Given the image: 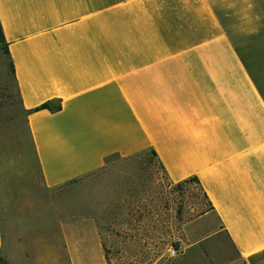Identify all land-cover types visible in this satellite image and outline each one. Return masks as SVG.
<instances>
[{
	"label": "crops",
	"instance_id": "1",
	"mask_svg": "<svg viewBox=\"0 0 264 264\" xmlns=\"http://www.w3.org/2000/svg\"><path fill=\"white\" fill-rule=\"evenodd\" d=\"M0 21L23 109L62 100L26 113L47 187L153 148L264 264V0H0ZM62 235L56 261L109 264L93 218Z\"/></svg>",
	"mask_w": 264,
	"mask_h": 264
},
{
	"label": "rangeland",
	"instance_id": "2",
	"mask_svg": "<svg viewBox=\"0 0 264 264\" xmlns=\"http://www.w3.org/2000/svg\"><path fill=\"white\" fill-rule=\"evenodd\" d=\"M8 62L0 49V86L12 85L0 106V253L6 264H62L56 261L64 255L62 223L84 217L96 221L109 264H246L200 186L178 187L149 152L112 156L87 175L47 187Z\"/></svg>",
	"mask_w": 264,
	"mask_h": 264
},
{
	"label": "trees",
	"instance_id": "3",
	"mask_svg": "<svg viewBox=\"0 0 264 264\" xmlns=\"http://www.w3.org/2000/svg\"><path fill=\"white\" fill-rule=\"evenodd\" d=\"M0 49L6 54V56L8 57V65H9V69H10V72H11V75L13 77V80H14V84H13V87L15 86V89H16V95L19 97L20 101H21V104H22V98H21V93H20V89H19V85H18V82H17V79H16V70H15V64L13 62V59H12V56H11V53H10V49H9V44H8V41L6 40V37L4 35V31H3V27H2V23L0 21ZM11 86L12 85H8L7 83L1 87L0 86V106H2V102H3V97H9V96H12V95H9L8 93H3V91H10L11 90ZM41 109H49V110H52V111H57V110H60L62 109V100L61 99H53V100H49V101H46L44 102L43 104H41L40 106L34 108V109H31L29 111H25V113H28V112H32V111H36V110H41ZM149 152L151 154V156L157 160L158 158V155L156 153V151L153 149V148H150L146 151H142V152H138L134 155H137V154H145ZM134 155H131V156H134ZM112 156H119V157H123L121 156L120 154L116 153V154H112L110 156H108L105 160V163H107L109 161V159L112 157ZM130 157V156H128ZM161 165V164H160ZM161 167L163 168V166L161 165ZM88 174V173H87ZM85 174V175H87ZM84 176V175H83ZM82 177V176H80ZM80 177H77V178H74V179H71L67 182H64V183H68V182H71V181H74ZM191 181H194L196 182L198 185L200 183L199 181V178L197 176H191L183 181H180L178 183H176V185L178 187H181L183 185V183H188V182H191ZM62 183V184H64Z\"/></svg>",
	"mask_w": 264,
	"mask_h": 264
},
{
	"label": "built area",
	"instance_id": "4",
	"mask_svg": "<svg viewBox=\"0 0 264 264\" xmlns=\"http://www.w3.org/2000/svg\"><path fill=\"white\" fill-rule=\"evenodd\" d=\"M170 253L172 256H175V255H177L178 252H177L176 248H172V249H170Z\"/></svg>",
	"mask_w": 264,
	"mask_h": 264
}]
</instances>
